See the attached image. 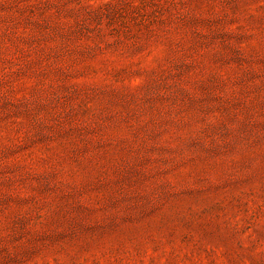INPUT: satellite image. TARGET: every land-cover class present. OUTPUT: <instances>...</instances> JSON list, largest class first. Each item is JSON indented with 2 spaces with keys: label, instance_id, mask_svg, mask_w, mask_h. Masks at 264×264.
<instances>
[{
  "label": "rangeland",
  "instance_id": "1",
  "mask_svg": "<svg viewBox=\"0 0 264 264\" xmlns=\"http://www.w3.org/2000/svg\"><path fill=\"white\" fill-rule=\"evenodd\" d=\"M0 264H264V0H0Z\"/></svg>",
  "mask_w": 264,
  "mask_h": 264
}]
</instances>
